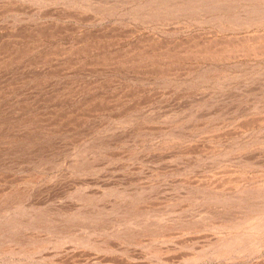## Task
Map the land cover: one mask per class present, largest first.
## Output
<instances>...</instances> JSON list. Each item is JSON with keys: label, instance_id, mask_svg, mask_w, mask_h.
I'll return each instance as SVG.
<instances>
[{"label": "rangeland", "instance_id": "rangeland-1", "mask_svg": "<svg viewBox=\"0 0 264 264\" xmlns=\"http://www.w3.org/2000/svg\"><path fill=\"white\" fill-rule=\"evenodd\" d=\"M0 264H264V0H0Z\"/></svg>", "mask_w": 264, "mask_h": 264}]
</instances>
